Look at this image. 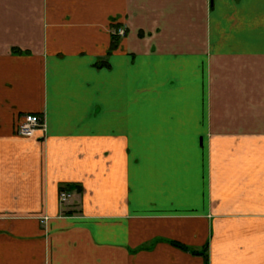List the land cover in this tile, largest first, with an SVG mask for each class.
Segmentation results:
<instances>
[{
  "label": "crops",
  "instance_id": "obj_1",
  "mask_svg": "<svg viewBox=\"0 0 264 264\" xmlns=\"http://www.w3.org/2000/svg\"><path fill=\"white\" fill-rule=\"evenodd\" d=\"M173 241L264 264V0H0V264H204Z\"/></svg>",
  "mask_w": 264,
  "mask_h": 264
},
{
  "label": "built area",
  "instance_id": "obj_2",
  "mask_svg": "<svg viewBox=\"0 0 264 264\" xmlns=\"http://www.w3.org/2000/svg\"><path fill=\"white\" fill-rule=\"evenodd\" d=\"M125 33V29L123 27H119L117 29V35L123 36ZM45 130V122L42 115L39 114H31L26 113L22 115L21 120L18 122L16 126V133L22 136H32L37 131L43 132ZM70 194L66 191H61L59 194V200L64 202Z\"/></svg>",
  "mask_w": 264,
  "mask_h": 264
},
{
  "label": "trees",
  "instance_id": "obj_3",
  "mask_svg": "<svg viewBox=\"0 0 264 264\" xmlns=\"http://www.w3.org/2000/svg\"><path fill=\"white\" fill-rule=\"evenodd\" d=\"M114 29H115V31H113L112 34H111V44H110V50L109 51H111V50H113V49H115L117 47L118 42H119V38H120V36L117 35L118 27L114 26ZM12 52L20 53L21 51L19 49H17V48H13ZM102 64H105V62L104 63L99 62V63H97V66L100 67ZM171 243L174 246H176V247H178V248H180V249H182L184 251H188V252H190L193 255L202 256L203 260H204V264H208V254H207V246L208 245H207V243L199 250L192 249V248H190V247H188V246H186L184 244H181L179 242H176V241H173Z\"/></svg>",
  "mask_w": 264,
  "mask_h": 264
},
{
  "label": "rangeland",
  "instance_id": "obj_4",
  "mask_svg": "<svg viewBox=\"0 0 264 264\" xmlns=\"http://www.w3.org/2000/svg\"><path fill=\"white\" fill-rule=\"evenodd\" d=\"M60 194V193H59Z\"/></svg>",
  "mask_w": 264,
  "mask_h": 264
}]
</instances>
